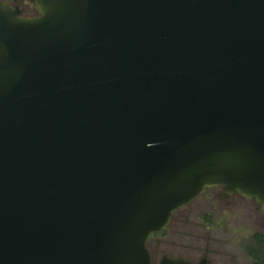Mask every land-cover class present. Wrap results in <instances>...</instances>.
I'll list each match as a JSON object with an SVG mask.
<instances>
[{"label":"water","instance_id":"water-1","mask_svg":"<svg viewBox=\"0 0 264 264\" xmlns=\"http://www.w3.org/2000/svg\"><path fill=\"white\" fill-rule=\"evenodd\" d=\"M0 0V264L152 260L206 188L264 209V0Z\"/></svg>","mask_w":264,"mask_h":264},{"label":"rangeland","instance_id":"rangeland-1","mask_svg":"<svg viewBox=\"0 0 264 264\" xmlns=\"http://www.w3.org/2000/svg\"><path fill=\"white\" fill-rule=\"evenodd\" d=\"M223 185L208 187L191 204L179 207L164 232L147 243L155 260L164 255L220 264H252L246 246L264 231V212L241 195H223Z\"/></svg>","mask_w":264,"mask_h":264},{"label":"flooded vegetation","instance_id":"flooded-vegetation-1","mask_svg":"<svg viewBox=\"0 0 264 264\" xmlns=\"http://www.w3.org/2000/svg\"><path fill=\"white\" fill-rule=\"evenodd\" d=\"M1 1L7 2L13 8L18 9L20 11V15L22 17L31 18V17H35V16L39 15V12H38V10L36 8V4L34 2H32L31 0H1ZM233 193L241 195V196L249 199L248 197L242 195L239 192H233ZM228 194H225L224 193V189H223V195L225 197H227ZM249 200L255 201L258 204V207L261 208L262 212H264V209H263V207H262L260 202H258L255 198H251ZM173 215H174V213H173ZM171 222H172V217H171L170 223ZM170 223H169V225H170ZM167 227L164 229V231L167 229ZM164 231H162V232H164ZM155 234H153L152 236H154ZM152 236H151V238H152ZM246 251H247V256L251 260L252 264H259V259L264 258V231L263 230H257L256 231L254 237L252 238V242L249 243L246 246ZM150 254H151V252H150ZM151 256H152V254H151ZM165 256H167V255H164L163 257H165ZM168 257H170V256H168ZM179 257H183V256H179ZM179 257H173V258H179ZM183 258H185V259H187L189 261H192V262H196V263H199V262H202V261L206 260L205 264H220L218 261H213V260L209 259V257L207 255H205L201 260H191V259H188L186 257H183ZM152 260L155 263H159L160 262V260H155L153 257H152Z\"/></svg>","mask_w":264,"mask_h":264},{"label":"trees","instance_id":"trees-1","mask_svg":"<svg viewBox=\"0 0 264 264\" xmlns=\"http://www.w3.org/2000/svg\"><path fill=\"white\" fill-rule=\"evenodd\" d=\"M259 264H264V258L259 259Z\"/></svg>","mask_w":264,"mask_h":264}]
</instances>
